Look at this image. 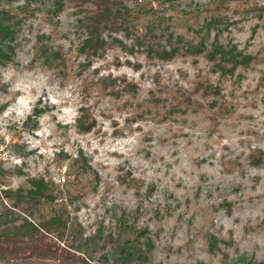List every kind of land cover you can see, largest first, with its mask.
Listing matches in <instances>:
<instances>
[{"label":"rangeland","instance_id":"obj_1","mask_svg":"<svg viewBox=\"0 0 264 264\" xmlns=\"http://www.w3.org/2000/svg\"><path fill=\"white\" fill-rule=\"evenodd\" d=\"M123 1L129 36L87 56L73 3L0 0L13 32L0 64V190L52 182L88 264H264V0ZM148 29L157 46L205 37L252 61L160 60L134 41Z\"/></svg>","mask_w":264,"mask_h":264},{"label":"trees","instance_id":"obj_2","mask_svg":"<svg viewBox=\"0 0 264 264\" xmlns=\"http://www.w3.org/2000/svg\"><path fill=\"white\" fill-rule=\"evenodd\" d=\"M66 1L73 3L77 7V13L81 14L78 25L84 33V38L79 51L87 56H94L103 50L108 44L107 38L114 39L112 35L123 33L129 36L134 12L123 0ZM136 1L166 3L169 0ZM57 4V8L62 10L63 1H58ZM3 15L5 12L0 10V64L7 61L10 54V40H13V32ZM210 24H207L206 34L209 33ZM196 33H201V30ZM151 36H156V34L153 30L148 29L145 34L135 36L134 41L136 45L143 47L149 56H154L160 60H170L179 54L198 56L205 52L206 59L217 65L218 70L228 69L225 66L230 64L231 67L228 71H233L238 66H247L252 61L250 56H244L236 51L234 46L223 47L217 42V39L210 44L205 37L199 38L196 43H184L181 37H176V45L166 48L152 44L148 40L151 39ZM168 36L171 37V34ZM58 57L56 52H51L50 56H44V59L50 67L54 65ZM202 87L205 89V93L208 91L216 93V88L210 84H204ZM81 111L78 118L79 122L86 119L83 115V109ZM93 125V122H89V126L81 125L79 127L83 131L89 132L94 127ZM73 165H76V160L73 161ZM78 168L83 174L92 172L91 168L85 165ZM66 199L52 182L43 177L30 178L27 180V187L15 191L1 189L0 261H5L8 264L10 261L33 258L41 261H63L68 264H88L89 258L84 251H81V242H77L74 237H69L71 218L65 205ZM3 200H7L10 205L7 206ZM40 207L45 208L46 213L39 222H35L31 217L33 218L34 213ZM14 210L24 212L25 216L22 217L17 214L16 217ZM133 231L136 235H141V231L136 229ZM146 245L149 247L150 242H147ZM104 261L107 263V259ZM113 264L129 263H126L125 258H123V261L117 259Z\"/></svg>","mask_w":264,"mask_h":264}]
</instances>
